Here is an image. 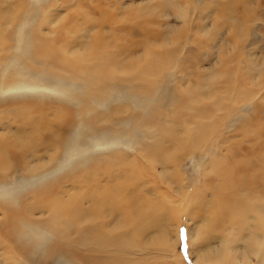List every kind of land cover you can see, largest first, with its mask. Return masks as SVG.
<instances>
[{
    "label": "bare ground",
    "instance_id": "bare-ground-1",
    "mask_svg": "<svg viewBox=\"0 0 264 264\" xmlns=\"http://www.w3.org/2000/svg\"><path fill=\"white\" fill-rule=\"evenodd\" d=\"M87 1L0 0V91L51 85L80 108L78 122L35 96L0 110L2 187L64 171L0 199V264H171L161 253L183 216L194 263L264 264V56L241 46L264 18L259 1L210 0L222 25L202 37L218 63L175 82L195 57L178 44L181 27L158 24L169 9L187 23L192 1L97 14Z\"/></svg>",
    "mask_w": 264,
    "mask_h": 264
},
{
    "label": "rangeland",
    "instance_id": "rangeland-1",
    "mask_svg": "<svg viewBox=\"0 0 264 264\" xmlns=\"http://www.w3.org/2000/svg\"><path fill=\"white\" fill-rule=\"evenodd\" d=\"M91 1L93 4L97 3L96 8L94 10L96 12L95 14H97L100 11L112 10L111 7H115V6H117L116 9L119 8L118 6H122V9H123L126 6H130V7L132 6L133 7V6L140 4L141 2L142 3H144V2L145 3L146 2L151 3V2H154L155 0H88L87 1L88 7L90 6V8H91ZM184 1H186V0H181V2H180L181 5L182 6H184V5L188 6V4H185ZM189 1H192V4L190 6L191 7V10L189 11L190 16L188 18L187 23H184V21L177 18L175 11L169 9V10H167L166 15H164L161 18V20L159 21V24H158L160 30L165 27V26H162L163 23L169 24L170 27H174V26L175 27H181L182 38L179 40L178 44L182 47L183 53H192V55H194V57H195V59H194L195 62L193 64L192 68H190L188 70L183 69L180 72L175 71L173 73L172 80L174 82L176 80L175 78H177V80L179 79L180 81L186 80L187 76H190L193 72L195 73L196 70H201L202 72L207 73L211 68L215 67V64L218 63V58H219V54L215 50L216 46H214V44L211 43L212 41L208 42V43H204L203 41H206V40L204 37H202V34L207 30H210V29L212 30L214 23L217 22L216 20H218V25H220V24L222 25L221 19L217 18L215 8H213V9L212 8H205V5L209 4L210 0H189ZM220 1H225V0H220ZM258 1L261 5H260V7L256 8V9L258 10V12L263 13L264 12V0H256L254 5L256 3H258ZM26 3H28L29 6L33 7V8L43 7L44 10H52L55 8L54 6L52 7V5L46 6L49 4L48 2H46V0H39V1L26 0ZM58 4L60 5V7H58L57 10L59 12L62 11L61 13H65V12L69 11V9H71L70 8L71 5L68 1H64L62 3L59 2ZM110 5H111V7H110ZM248 24H247L248 27H250V31H249L250 36L248 35L247 38L246 37L243 38V40H242L243 45H241L242 41L239 42L240 45L243 46V52H244L243 57H246L249 53L253 52V53H255L254 56L260 57V59H261V57L264 56V18H263V20L258 19L256 22L248 23ZM158 26H156V27L158 28ZM156 27H154V28H156ZM225 29L228 31H226ZM220 31L223 32L224 37L227 38V41H229V43H231V42L233 43V41L230 39V37L228 35L229 29L227 27H220ZM227 32H228V34H227ZM10 51L12 52V49ZM7 62H8V60H7ZM243 67H244V65H243ZM7 68H9V70H8V72L10 71L9 73L13 72L10 67H7ZM20 72L22 73L23 71H19L18 72L19 74L14 73V76L18 79L20 78V76H23V73H25V72H23L21 75ZM24 76H26V73ZM0 79H1V76H0ZM16 86L17 85L13 86L12 88H10L6 91H0V110H2V109L4 110L6 107L7 108L13 107L15 105H18L19 103L27 101L30 98V96H33V97L35 96V97H40L42 100H44L43 102H46L47 103L46 105H48L50 103L49 105L52 107L60 106L62 104L64 106H67L70 110H72L73 114L76 113V114H74L75 122L80 121V115L78 113L80 108L78 107V101L76 98H74V99L73 98L61 99V97H59L58 95L52 94L51 85L50 86L43 85V84L42 85L38 84L37 86L19 85V86H17V88H16ZM13 88H15V89H13ZM72 90H74V89H69L70 92ZM74 92L75 91H73V93ZM261 94H262V92H260V95ZM73 96H75V95H73ZM118 102H119L118 99L116 102L111 101V103H113V104H117ZM111 103H108V104L106 103L105 106L97 107V111L102 110V112L103 111L105 112L109 108L108 105ZM133 108H137V107H135L133 105ZM248 109H249V107H248ZM251 109L252 108L250 107V109H249L250 112H252ZM236 110L237 111L232 113V115H231L232 119H235V120H237V118H239L237 116V113L239 112V107H237ZM133 150H134V147H130L128 149V151H130V152ZM73 160H75V159H73ZM199 164H200L199 160H194L193 158H190L183 165V169L187 173V177H189L190 180H193V178H196V176L194 177L193 175H196L195 173H196V170L199 169V167H198ZM193 169H195V170H193ZM54 171L45 173L44 177H39V178L34 177V179L30 178L31 180H29V179L24 180L21 178H18L17 180H15L16 177H14L15 181L14 180L12 181L11 180L12 176L9 175L8 179L10 178L9 180H11L12 183L6 184L7 187H2L0 185V199L3 200V197H5L7 199V197H9L11 195L8 193L9 191L16 192V190L18 191V189H22V190L27 191L31 187V185L32 186L40 185V184H42V182L43 183L47 182V180L48 181L50 179L52 180V179H54V177H60L64 174L63 173L64 171H61V170L60 171L57 170V171H55V173H54ZM184 188L186 190L187 186ZM189 190H191V185H189V187H188V191ZM4 191H6L7 193L4 194ZM0 217H2L1 212H0ZM184 219L185 218L183 216V219L181 218L179 220L180 221V227H179L178 234L172 233L170 235V238H169V240L171 242L170 252L167 254L158 252V253H161L163 255H170L171 258L170 259L168 258L167 260L171 264H196L193 262L192 246L190 245L189 238H188V228H187L188 223L186 220L184 221ZM179 221L173 216L172 220L169 221V224L173 225L172 228H174V226L177 225V223ZM175 222H177V223H175ZM181 222H182V224H181ZM172 235L174 236V238H171V237H173Z\"/></svg>",
    "mask_w": 264,
    "mask_h": 264
}]
</instances>
